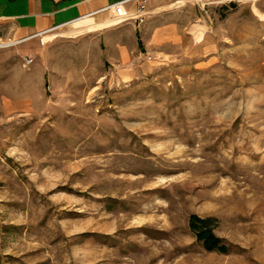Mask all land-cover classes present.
I'll return each instance as SVG.
<instances>
[{
  "label": "rangeland",
  "instance_id": "1",
  "mask_svg": "<svg viewBox=\"0 0 264 264\" xmlns=\"http://www.w3.org/2000/svg\"><path fill=\"white\" fill-rule=\"evenodd\" d=\"M180 10L164 59L73 26L26 53L47 83L0 113V264H264V0Z\"/></svg>",
  "mask_w": 264,
  "mask_h": 264
},
{
  "label": "crops",
  "instance_id": "2",
  "mask_svg": "<svg viewBox=\"0 0 264 264\" xmlns=\"http://www.w3.org/2000/svg\"><path fill=\"white\" fill-rule=\"evenodd\" d=\"M124 1L127 0H0V113L5 121L10 114L33 110V99H43L42 93L33 94L31 90L34 84L46 86V73L33 60L25 64L26 53L40 47V43L54 41L57 32L80 20L102 23L117 19L115 11L108 8ZM181 1L187 5L190 0H147L144 23L133 19L137 2H127L123 7L128 18L82 36L101 35L102 45L110 52L109 59L119 67H134L139 42L150 54L164 59V41L176 37L182 25L178 20L184 17L180 10L184 5L178 9L168 7Z\"/></svg>",
  "mask_w": 264,
  "mask_h": 264
},
{
  "label": "bare ground",
  "instance_id": "3",
  "mask_svg": "<svg viewBox=\"0 0 264 264\" xmlns=\"http://www.w3.org/2000/svg\"><path fill=\"white\" fill-rule=\"evenodd\" d=\"M198 1L202 2L203 4H214V3H223L225 1H233V0H198ZM238 1L256 2L257 0H238ZM183 5H184V2L181 1V2H177V3L172 4L168 8L169 9H178V8L182 7ZM260 17L264 18V16L261 14H260ZM118 20H120L119 17L117 19L106 20L105 22H102V23H98V22L94 21L93 19L80 20L73 25V31H71L70 34L74 37L89 34V33H92L94 31H97L99 29L116 25ZM203 36H204V33H200V35L198 36V39L201 40Z\"/></svg>",
  "mask_w": 264,
  "mask_h": 264
},
{
  "label": "trees",
  "instance_id": "4",
  "mask_svg": "<svg viewBox=\"0 0 264 264\" xmlns=\"http://www.w3.org/2000/svg\"><path fill=\"white\" fill-rule=\"evenodd\" d=\"M212 219H202L196 215L190 217V228L196 234L199 241H202L204 247L208 251H219L227 253L228 249L221 244L220 238L214 233L213 229L210 228Z\"/></svg>",
  "mask_w": 264,
  "mask_h": 264
},
{
  "label": "built area",
  "instance_id": "5",
  "mask_svg": "<svg viewBox=\"0 0 264 264\" xmlns=\"http://www.w3.org/2000/svg\"><path fill=\"white\" fill-rule=\"evenodd\" d=\"M136 1L138 6L137 14L133 17L137 23H144L146 16H147V0H127L124 2H119L116 4H113L108 9L114 10L116 16H118L120 19L128 18L127 12L124 10V5L127 2Z\"/></svg>",
  "mask_w": 264,
  "mask_h": 264
}]
</instances>
